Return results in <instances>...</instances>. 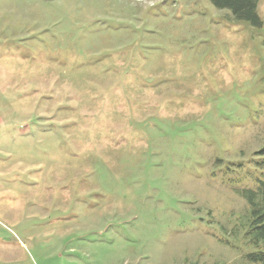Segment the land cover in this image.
<instances>
[{"label":"rangeland","instance_id":"1","mask_svg":"<svg viewBox=\"0 0 264 264\" xmlns=\"http://www.w3.org/2000/svg\"><path fill=\"white\" fill-rule=\"evenodd\" d=\"M257 12L0 0V264H259Z\"/></svg>","mask_w":264,"mask_h":264},{"label":"trees","instance_id":"2","mask_svg":"<svg viewBox=\"0 0 264 264\" xmlns=\"http://www.w3.org/2000/svg\"><path fill=\"white\" fill-rule=\"evenodd\" d=\"M216 8H227L238 19L261 26L262 20L257 12L258 0H209ZM264 154V147L257 151ZM241 196L248 206V216L243 237L255 250L246 251L243 257L249 261L264 264V177L258 178L254 187L240 189ZM229 242V241H226ZM222 264V263H218Z\"/></svg>","mask_w":264,"mask_h":264}]
</instances>
